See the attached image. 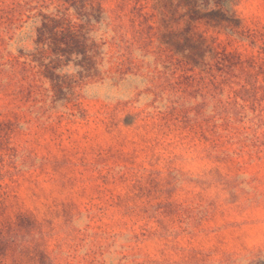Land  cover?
<instances>
[{
	"label": "rangeland",
	"instance_id": "374dc122",
	"mask_svg": "<svg viewBox=\"0 0 264 264\" xmlns=\"http://www.w3.org/2000/svg\"><path fill=\"white\" fill-rule=\"evenodd\" d=\"M0 264H264V0H0Z\"/></svg>",
	"mask_w": 264,
	"mask_h": 264
}]
</instances>
